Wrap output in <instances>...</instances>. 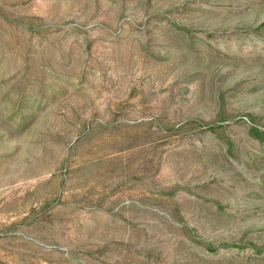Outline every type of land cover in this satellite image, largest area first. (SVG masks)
Masks as SVG:
<instances>
[{"label":"rangeland","instance_id":"rangeland-1","mask_svg":"<svg viewBox=\"0 0 264 264\" xmlns=\"http://www.w3.org/2000/svg\"><path fill=\"white\" fill-rule=\"evenodd\" d=\"M263 131L264 0H0V264H264Z\"/></svg>","mask_w":264,"mask_h":264},{"label":"trees","instance_id":"trees-1","mask_svg":"<svg viewBox=\"0 0 264 264\" xmlns=\"http://www.w3.org/2000/svg\"><path fill=\"white\" fill-rule=\"evenodd\" d=\"M259 133H261V132L259 131ZM263 133H264V131H263Z\"/></svg>","mask_w":264,"mask_h":264}]
</instances>
